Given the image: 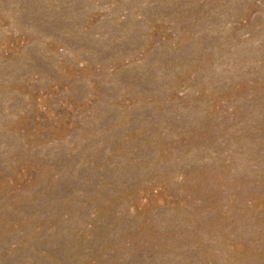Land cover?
<instances>
[{"label":"rangeland","instance_id":"obj_1","mask_svg":"<svg viewBox=\"0 0 264 264\" xmlns=\"http://www.w3.org/2000/svg\"><path fill=\"white\" fill-rule=\"evenodd\" d=\"M0 264H264V0H0Z\"/></svg>","mask_w":264,"mask_h":264}]
</instances>
